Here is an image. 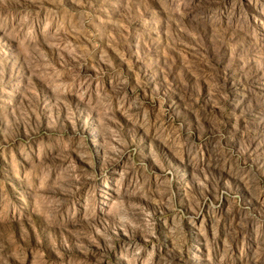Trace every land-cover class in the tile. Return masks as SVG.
Masks as SVG:
<instances>
[{
    "label": "rangeland",
    "instance_id": "374dc122",
    "mask_svg": "<svg viewBox=\"0 0 264 264\" xmlns=\"http://www.w3.org/2000/svg\"><path fill=\"white\" fill-rule=\"evenodd\" d=\"M0 264H264V0H0Z\"/></svg>",
    "mask_w": 264,
    "mask_h": 264
}]
</instances>
